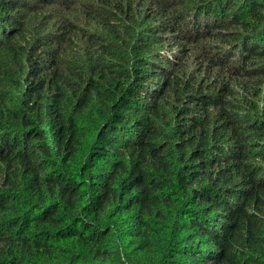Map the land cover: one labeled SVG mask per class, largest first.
Here are the masks:
<instances>
[{
  "label": "trees",
  "instance_id": "obj_1",
  "mask_svg": "<svg viewBox=\"0 0 264 264\" xmlns=\"http://www.w3.org/2000/svg\"><path fill=\"white\" fill-rule=\"evenodd\" d=\"M0 264H264V0H0Z\"/></svg>",
  "mask_w": 264,
  "mask_h": 264
}]
</instances>
